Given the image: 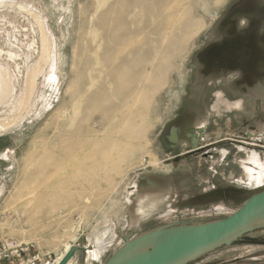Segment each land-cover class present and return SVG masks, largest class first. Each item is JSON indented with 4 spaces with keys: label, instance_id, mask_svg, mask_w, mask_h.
<instances>
[{
    "label": "rangeland",
    "instance_id": "rangeland-1",
    "mask_svg": "<svg viewBox=\"0 0 264 264\" xmlns=\"http://www.w3.org/2000/svg\"><path fill=\"white\" fill-rule=\"evenodd\" d=\"M235 1L216 21L221 0H0V64L12 73L17 93L41 53L38 21L54 43L26 116L0 132V238L57 255L76 244L85 250L71 264H103L128 234L224 218L264 190V141L255 147L236 138L248 128L241 124L245 109L234 106L244 101L245 108V99L227 94L226 81L198 57ZM220 92L232 106L214 111ZM0 111V118L13 113L6 105ZM191 116L212 121L211 129L198 146H176L169 130ZM121 117L129 124L120 126ZM262 123L250 121L256 128ZM27 165L47 168L54 190L34 222L20 208L26 202L13 200ZM143 175L164 183L167 198L133 229L127 196ZM245 238L263 241L264 227ZM188 264H264V241L221 247Z\"/></svg>",
    "mask_w": 264,
    "mask_h": 264
},
{
    "label": "flooded vegetation",
    "instance_id": "flooded-vegetation-1",
    "mask_svg": "<svg viewBox=\"0 0 264 264\" xmlns=\"http://www.w3.org/2000/svg\"><path fill=\"white\" fill-rule=\"evenodd\" d=\"M242 15L249 17L250 25L243 31H237L238 19ZM262 26H264V0H237L224 15L218 28L220 30L213 38L219 39L222 36L223 39L220 42L208 43L198 55L199 61L203 63L205 69H210V72L215 74L216 77H222L226 81V85L222 88L227 94L232 98L236 95H242L240 99H245V108L244 101L236 103L234 106L239 107L238 109H245L243 114L248 119L243 117L240 120L241 124L248 128L236 138L250 140V145L255 147L261 145L264 141V123L260 124L258 128L250 125V121L259 122V120L264 119V34L260 31ZM237 69L242 72L240 79L235 82L226 79L225 74L227 72ZM231 83H234V85H230ZM210 88L208 87V89ZM222 93L224 94V92L218 93L219 100L213 104L214 111H220L224 107L231 108L232 106V103L229 104L223 100L224 95ZM235 99L239 98L235 97ZM198 121L201 124H198ZM211 122L210 120L200 119L198 116H191L185 123L170 128L168 134L170 135L173 132V128L178 131L181 129L179 131L181 139L175 143L176 146L193 148L198 146L202 137L206 136L205 132L211 129ZM191 135L192 137H190ZM185 137H187V140H185ZM140 179H142V182L137 180L127 196V202L131 205L134 214L131 227L133 229L139 225L140 218L142 219L158 209L167 198L165 193L161 192L165 186L164 183L152 182L148 177ZM138 195L139 199L136 198ZM141 209L147 211L143 212ZM138 210H141L140 215H138Z\"/></svg>",
    "mask_w": 264,
    "mask_h": 264
},
{
    "label": "water",
    "instance_id": "water-1",
    "mask_svg": "<svg viewBox=\"0 0 264 264\" xmlns=\"http://www.w3.org/2000/svg\"><path fill=\"white\" fill-rule=\"evenodd\" d=\"M263 227L264 190H261L224 218L181 220L154 227L135 237L128 234L123 245L103 264H188L221 247L263 242L245 238ZM84 250L83 246L73 245L58 264H67L77 251Z\"/></svg>",
    "mask_w": 264,
    "mask_h": 264
},
{
    "label": "bare ground",
    "instance_id": "bare-ground-1",
    "mask_svg": "<svg viewBox=\"0 0 264 264\" xmlns=\"http://www.w3.org/2000/svg\"><path fill=\"white\" fill-rule=\"evenodd\" d=\"M37 19V18H36ZM183 20V19H182ZM39 22V29L40 30L39 32L41 33V53L38 54L40 55L39 58L29 67L28 71H27V79H26V82H25V88H23V90L19 93H17V86H16V83H15V80L13 78V75L12 73L10 72V70L5 66V65H1L0 64V105H6V106H10L12 108V115H10L9 117L5 116L3 118H0V132H1V129H8L10 128L11 126H13L15 123H16V120L18 118H20V116L22 115L23 112H25L27 110V108H30L31 106V103H32V100H33V97L35 95V92H36V89H37V80H38V77L40 75H42L44 73V70H45V65L48 63V59L50 58V55L51 53L53 52V49H52V41H51V38L49 36V34L47 33V30H45L43 24ZM183 25V24H182ZM201 28V27H200ZM177 30V29H176ZM181 31V30H180ZM180 34V33H179ZM188 42V41H187ZM172 48V47H171ZM156 50V49H155ZM39 51V52H40ZM38 52V53H39ZM154 52V51H153ZM178 52V51H177ZM0 53H1V49H0ZM57 53V52H56ZM176 53V52H175ZM8 54L10 55L9 58H15L17 57V54L15 52H11L9 51ZM182 55V54H181ZM26 56V55H25ZM27 58V57H26ZM155 60V59H154ZM33 61V60H32ZM167 61V60H166ZM156 62V61H155ZM31 63V62H30ZM151 64V62H150ZM54 65V64H53ZM174 67V66H173ZM55 68V67H54ZM170 69V68H168ZM56 72V71H55ZM53 71V69H51V71L48 72V79L49 80H53L55 79V76L56 73ZM143 72V71H142ZM163 72V71H162ZM162 78V76H160ZM164 77V76H163ZM26 78V77H25ZM158 78V77H157ZM156 78V79H157ZM57 79V78H56ZM58 80V79H57ZM158 80V79H157ZM161 80V79H160ZM94 81V80H93ZM92 81V82H93ZM162 82V81H161ZM92 84V83H91ZM151 85V84H150ZM154 85V84H153ZM152 85V86H153ZM157 85V84H156ZM59 86V85H58ZM94 86V85H93ZM150 86V87H152ZM155 86V85H154ZM145 87V86H144ZM143 87V88H144ZM137 88V87H136ZM141 88V87H140ZM142 88V90H143ZM138 89V88H137ZM152 90V89H151ZM138 91V90H137ZM141 92V91H140ZM139 93H135L136 95L140 94ZM38 93V92H37ZM134 94V93H133ZM153 94V93H152ZM48 95V94H47ZM135 95V99H138V97ZM37 96V95H36ZM35 96V97H36ZM263 96V95H262ZM39 97H41L44 101V103L46 102V98H45V95L44 93L42 95H39ZM48 97V96H47ZM259 98V97H258ZM36 99V98H35ZM129 99V98H128ZM133 98V101L135 100ZM261 99V98H260ZM39 100V98H38ZM130 100V99H129ZM132 100V99H131ZM142 99H140L141 101ZM146 100V98L143 99V101ZM37 101V100H36ZM127 101V100H126ZM132 101V102H133ZM138 101V100H137ZM137 101L133 104V108H135V104L137 103ZM139 101V102H140ZM148 103H149V100H147ZM131 102V101H130ZM129 101L127 103V105L131 104ZM142 102V101H141ZM146 102V101H145ZM258 102V101H257ZM35 104V103H34ZM132 104V105H133ZM130 105V106H132ZM147 105V104H146ZM129 106V109H131V107ZM138 106V105H137ZM4 107V106H3ZM33 107V106H32ZM78 107V106H77ZM127 107V106H125ZM256 107V106H255ZM262 107V106H261ZM128 108V107H127ZM132 108V109H133ZM259 108V107H258ZM76 109V107H75ZM138 109V108H137ZM136 109V111H137ZM128 110V109H127ZM32 111V110H31ZM123 111V110H122ZM121 111V112H122ZM126 112V109L124 110ZM124 111H123V114H124ZM1 112V111H0ZM7 112V111H6ZM78 112V110H77ZM133 112V111H132ZM138 112V111H137ZM136 112V113H137ZM26 113V112H25ZM119 113V112H118ZM117 113V115H118ZM130 116H132L133 114H135V112H133V114H130L131 113V110L128 112ZM24 114V113H23ZM127 114V113H125ZM125 114H124V117H125ZM140 115V113H137ZM136 114V115H137ZM26 116V114H24ZM77 115V113H76ZM75 115V116H76ZM128 115V114H127ZM120 116V115H119ZM128 116V117H130ZM135 116V115H134ZM73 117V116H72ZM124 117H121L122 119H120V121H126V119L128 120V118L126 117V119ZM135 117H138L135 116ZM22 118V117H21ZM115 118V117H114ZM124 118V119H123ZM133 118V117H132ZM131 117L130 119L133 120ZM129 119V121H130ZM74 121V120H72ZM115 121L116 119L114 120V126L113 127H118L119 125L117 124L118 122L120 123V121L118 120L117 121V126H115ZM121 121V123H122ZM191 121V120H190ZM110 122V120H109ZM108 122V123H109ZM112 122V121H111ZM127 122V121H126ZM146 122V121H143L142 124ZM113 123V122H112ZM120 123V126L123 127V123L121 124ZM129 124V122H127ZM127 123L125 124L127 126ZM131 123V122H130ZM150 123V122H147V124ZM189 123V122H188ZM111 125V123H109ZM141 124V125H142ZM190 124V123H189ZM72 125V124H71ZM109 125V126H110ZM143 125H146V123H144ZM141 126L139 128H146V126ZM151 126V124H150ZM148 127H149V124H148ZM147 127V128H148ZM182 127V126H181ZM192 127V125H191ZM146 128V129H147ZM204 128V127H203ZM3 129V130H4ZM121 128H119L120 130ZM133 129V128H132ZM189 129V128H188ZM173 132H171L170 134V137H171V140L176 143L177 141H179L180 138V133L179 131L181 130H177L176 128H173L172 129ZM263 130V129H262ZM129 131V129L127 130ZM126 131V132H127ZM132 131V130H131ZM139 131V130H138ZM144 131V129H143ZM183 131V130H182ZM186 131V130H185ZM130 132V131H129ZM190 132V131H189ZM137 133V132H136ZM187 133V132H186ZM127 136H129V133L127 132ZM131 134V133H130ZM133 134V133H132ZM131 134V136H132ZM256 134V133H255ZM264 134V133H263ZM190 135V134H189ZM188 135V136H189ZM187 136V135H186ZM184 137V135H183ZM192 137V135L190 136ZM187 137H185V140ZM201 140V139H200ZM191 143V142H189ZM196 143V142H195ZM192 145V144H191ZM143 146V145H142ZM143 148V147H142ZM256 156V154H252V159ZM107 159V158H106ZM108 159L109 158V155H108ZM112 160V158L110 159ZM36 161V160H35ZM34 161V162H35ZM113 161V160H112ZM110 162V161H108ZM37 163V161H36ZM34 164V163H32ZM30 165V163H29ZM36 167V168H35ZM26 166V172H25V178L23 180V182L20 183L19 186H17L16 188V191L14 193V196H13V200H19V201H23V202H26L25 204H23L20 208L21 210H23L24 213H26V216H28V221H32L34 222V220H38L41 216V207H43V203H44V199H47L49 198L54 192V190H52L50 187H47V179L46 177L44 176L45 175V170H47V168L45 170H43L42 168H45V167H40V166ZM247 170L251 173V174H254L255 173V168L254 167H251V166H247L246 167ZM52 172V171H51ZM261 175H264V166H262V171L260 172ZM23 179V178H22ZM21 179V180H22ZM45 179V180H44ZM140 182H142V179H140ZM52 187V186H51ZM53 188V187H52ZM55 189L57 188L54 187ZM12 200V201H13ZM147 207V206H146ZM150 208V207H149ZM142 210V209H141ZM141 210H139L141 212ZM149 210V209H148ZM143 211V210H142ZM147 211V210H146ZM146 211H143V212H146ZM43 212V211H42ZM43 215V214H42ZM41 219V218H40ZM36 223V222H35ZM77 238L74 237V240H76ZM102 241V240H101ZM100 241V243H101ZM76 245V244H74ZM102 245V243H101ZM73 246L72 243H67L66 246H65V249L63 250V252H61V254L64 256L66 254V252ZM103 247H99L98 248V251L99 253H101L103 251ZM61 255V257L63 258V256ZM74 257V256H73ZM72 257V258H73ZM71 258V259H72ZM61 259V258H60ZM69 260L67 264H71L72 263V260ZM52 264H55L52 263Z\"/></svg>",
    "mask_w": 264,
    "mask_h": 264
},
{
    "label": "built area",
    "instance_id": "built-area-1",
    "mask_svg": "<svg viewBox=\"0 0 264 264\" xmlns=\"http://www.w3.org/2000/svg\"><path fill=\"white\" fill-rule=\"evenodd\" d=\"M61 255L43 251L35 243L0 238V264H58L62 260Z\"/></svg>",
    "mask_w": 264,
    "mask_h": 264
},
{
    "label": "clouds",
    "instance_id": "clouds-1",
    "mask_svg": "<svg viewBox=\"0 0 264 264\" xmlns=\"http://www.w3.org/2000/svg\"><path fill=\"white\" fill-rule=\"evenodd\" d=\"M222 7L219 12L216 13V21L220 19L221 13L227 8V6L232 3V0H221ZM250 25V19L246 15H242L238 19L237 23V31H243L246 28H248ZM261 33L264 34V26L260 29ZM223 39L221 36L219 39H212L209 38V42H220ZM226 79H228L230 82H235L236 80L240 79L242 77V72L237 69L234 71L227 72L225 74Z\"/></svg>",
    "mask_w": 264,
    "mask_h": 264
}]
</instances>
